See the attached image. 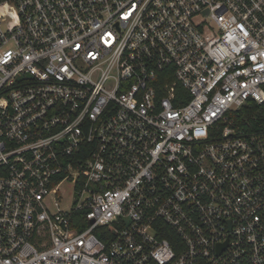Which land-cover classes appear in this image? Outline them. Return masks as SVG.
<instances>
[{
  "label": "built area",
  "instance_id": "obj_1",
  "mask_svg": "<svg viewBox=\"0 0 264 264\" xmlns=\"http://www.w3.org/2000/svg\"><path fill=\"white\" fill-rule=\"evenodd\" d=\"M0 264H264V0L0 1Z\"/></svg>",
  "mask_w": 264,
  "mask_h": 264
},
{
  "label": "rangeland",
  "instance_id": "obj_2",
  "mask_svg": "<svg viewBox=\"0 0 264 264\" xmlns=\"http://www.w3.org/2000/svg\"><path fill=\"white\" fill-rule=\"evenodd\" d=\"M64 191H65V193L68 194V200L67 201H60V207L61 208H66L71 203V188L70 187H65ZM57 209H58V207L53 205V210L56 211Z\"/></svg>",
  "mask_w": 264,
  "mask_h": 264
},
{
  "label": "trees",
  "instance_id": "obj_3",
  "mask_svg": "<svg viewBox=\"0 0 264 264\" xmlns=\"http://www.w3.org/2000/svg\"><path fill=\"white\" fill-rule=\"evenodd\" d=\"M0 1H2V0H0ZM257 112H259L258 108L254 107V106L250 110H246L247 115H254V114H257Z\"/></svg>",
  "mask_w": 264,
  "mask_h": 264
}]
</instances>
